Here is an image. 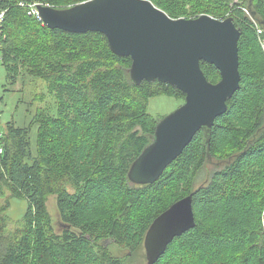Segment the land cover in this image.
Wrapping results in <instances>:
<instances>
[{"label":"trees","instance_id":"trees-1","mask_svg":"<svg viewBox=\"0 0 264 264\" xmlns=\"http://www.w3.org/2000/svg\"><path fill=\"white\" fill-rule=\"evenodd\" d=\"M82 1L0 0L7 78L14 82L24 68L43 80L52 99L32 120L34 149L31 125L8 121L3 130L0 196L8 191L27 206L9 231L0 205V264H125L102 241L137 251L152 220L190 193L194 226L154 264H264V0H191L195 15L224 19L228 13L240 29L239 87L209 133L197 131L160 177L143 185L127 173L157 123L148 100L184 99V93L158 80L134 84L130 57L113 53L104 34L49 28L28 13L34 3L61 8ZM150 1L172 18L194 16L182 7L185 0ZM243 2L261 35L237 6ZM200 66L208 81L220 79L212 64ZM50 195L63 225L59 233L46 205Z\"/></svg>","mask_w":264,"mask_h":264},{"label":"water","instance_id":"water-1","mask_svg":"<svg viewBox=\"0 0 264 264\" xmlns=\"http://www.w3.org/2000/svg\"><path fill=\"white\" fill-rule=\"evenodd\" d=\"M36 8L49 28L104 34L113 53L130 57L128 72L134 84L158 80L184 93L183 103L157 121L151 141L132 161L127 175L133 184L156 181L197 131L209 133L239 87L240 29L231 16L172 18L150 0H86L66 8L42 4ZM201 61L219 71L217 82L207 80ZM194 224L190 193L148 226L145 264H154L173 239Z\"/></svg>","mask_w":264,"mask_h":264},{"label":"rangeland","instance_id":"rangeland-1","mask_svg":"<svg viewBox=\"0 0 264 264\" xmlns=\"http://www.w3.org/2000/svg\"><path fill=\"white\" fill-rule=\"evenodd\" d=\"M232 1V5L241 2L240 0ZM191 4L193 5V1L185 0L182 2V7L185 9V12L188 13V15H194L191 17L194 18L197 16L195 14H197L198 11L196 12L189 10L188 8ZM31 5L32 4L29 5V10H31ZM237 6L241 8V10L244 11L248 16H251L250 12L247 9L246 3L243 2ZM226 16L229 17L228 13H226ZM251 18L253 17L251 16ZM252 21L257 22L254 18L252 19ZM37 40L43 43V38L40 37L39 34L37 35ZM28 44H31V42H29ZM16 74L17 75L14 78V82L10 81L11 78H7L6 71L3 65L0 63V129L4 130L8 121H13L17 126L31 125L30 141L32 149H34L37 125L33 123L32 120L34 119V115L37 113V110L40 107L43 108L51 104L52 99L51 96L47 93L45 87L46 85L41 78L29 74L24 68H20ZM183 101L184 99L176 95L152 96L148 100L147 111L158 121L160 118L176 109L180 104L183 103ZM55 109L56 104L53 103V108H49V110L55 112ZM206 174L207 173H204L202 176L205 177ZM0 205L5 208V213L9 218L8 222L6 223L7 229L9 231L15 230L19 226L18 223H20L25 213L27 206L26 200L23 198L12 196L8 191H5V194L0 196ZM46 205L51 216L52 225L55 232H61V230L63 229V225L61 224L60 216L57 210L55 195H50L47 197ZM102 243H104L108 247V250L112 255L122 258L125 264L146 263L143 242L141 247L135 252H130L128 248L121 247L111 239H106L104 240V242L102 241Z\"/></svg>","mask_w":264,"mask_h":264},{"label":"built area","instance_id":"built-area-1","mask_svg":"<svg viewBox=\"0 0 264 264\" xmlns=\"http://www.w3.org/2000/svg\"><path fill=\"white\" fill-rule=\"evenodd\" d=\"M36 5H37V3L32 4L31 5V10H29L28 13L29 14H34V15H36L39 18ZM2 16H3V12H0V22L2 21ZM254 23H255V26H256V30H257L258 35H261L262 34V29L259 27V25L257 24V22H254ZM259 41H260V46L262 48V51L264 53V38H260ZM2 137H3V130L0 129V140H1ZM1 152H2V147L0 145V153Z\"/></svg>","mask_w":264,"mask_h":264}]
</instances>
